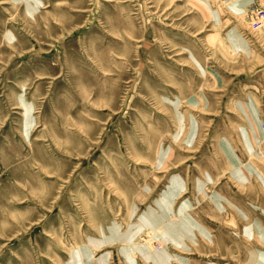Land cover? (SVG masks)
<instances>
[{"label":"rangeland","instance_id":"rangeland-1","mask_svg":"<svg viewBox=\"0 0 264 264\" xmlns=\"http://www.w3.org/2000/svg\"><path fill=\"white\" fill-rule=\"evenodd\" d=\"M255 7L0 0V264H264Z\"/></svg>","mask_w":264,"mask_h":264},{"label":"built area","instance_id":"built-area-1","mask_svg":"<svg viewBox=\"0 0 264 264\" xmlns=\"http://www.w3.org/2000/svg\"><path fill=\"white\" fill-rule=\"evenodd\" d=\"M251 11V28L253 30H259L264 26V8L255 7L251 9ZM262 128L264 129V124L262 125Z\"/></svg>","mask_w":264,"mask_h":264},{"label":"bare ground","instance_id":"bare-ground-1","mask_svg":"<svg viewBox=\"0 0 264 264\" xmlns=\"http://www.w3.org/2000/svg\"><path fill=\"white\" fill-rule=\"evenodd\" d=\"M158 260H159L160 263H163V262H164V261L161 259L160 256L158 257Z\"/></svg>","mask_w":264,"mask_h":264}]
</instances>
